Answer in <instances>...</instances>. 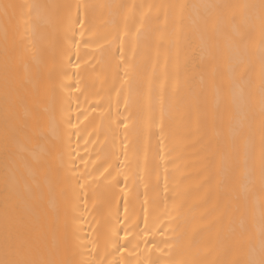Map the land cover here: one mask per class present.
I'll use <instances>...</instances> for the list:
<instances>
[{
	"label": "bare ground",
	"instance_id": "1",
	"mask_svg": "<svg viewBox=\"0 0 264 264\" xmlns=\"http://www.w3.org/2000/svg\"><path fill=\"white\" fill-rule=\"evenodd\" d=\"M262 2L0 0L14 5L7 17L0 7V259L7 218L36 264L258 262L264 50L255 14L234 73L248 101L240 110L225 58L237 46L234 6ZM217 103L223 119L214 120ZM230 119L242 128L234 138ZM73 229L81 239L69 245Z\"/></svg>",
	"mask_w": 264,
	"mask_h": 264
},
{
	"label": "snow or ice",
	"instance_id": "2",
	"mask_svg": "<svg viewBox=\"0 0 264 264\" xmlns=\"http://www.w3.org/2000/svg\"><path fill=\"white\" fill-rule=\"evenodd\" d=\"M0 7L3 8L4 15L7 17L8 10L13 8L14 5L4 4ZM161 7L167 8V7H176V6H161ZM180 7H183V6H180ZM204 7L207 10V9H212L218 6L205 5ZM234 7L242 9L240 13L239 21L237 20L236 15L233 14L228 19L227 23H229L232 27L233 36H234L237 46L225 58V65H226V71L229 74H233L232 80L230 81V84H229V88L232 93V104L234 105L236 110H240L246 106L248 101L244 97L243 92L240 89V85L236 83L234 73L236 71L238 58L242 54V50L246 52L251 43L249 39V35H250V30H251V20L254 14L260 20V32H261L260 48L264 50V2H262L261 5H258V6L246 4V5H237ZM255 9H259V11L254 13L253 10ZM80 23L81 25H83L85 22L83 19H81ZM224 23H225V19L223 16L217 17V21H216L217 27H220ZM81 34H83V32ZM77 43L79 44V41H77ZM215 71L216 70L214 69V74H215ZM261 104L264 105V90H262ZM217 116L223 119V112L221 111L220 105L218 103L215 106V112H214L213 119L215 120ZM241 131H242L241 126L238 123L230 119L228 123L229 136L234 138ZM261 158H262V161H264V134H262ZM262 173H264V164H262ZM235 179L238 183V188L240 192H243L244 190H246L248 183L250 181V173L245 171L241 173L239 176H237ZM86 195L87 194L85 193V196ZM78 199L79 198H77V201ZM72 212H73L72 221L73 223H75V221L78 219V215H77L78 202L77 204L73 206ZM262 222H264V214H262ZM5 228H6V235H5V242H4V256L2 259H0V264H36L35 261L27 257L25 243L18 242V238L14 239L12 235L9 233L7 218L5 221ZM80 239L81 237L77 234V230L73 229L72 234L69 237H66V243L71 245L75 241H78ZM260 254H261V258L259 259L258 262L255 260H251L248 262V264H264V230L261 231Z\"/></svg>",
	"mask_w": 264,
	"mask_h": 264
}]
</instances>
